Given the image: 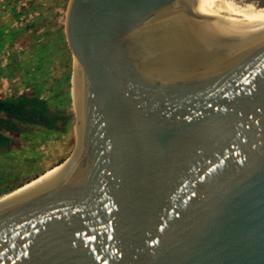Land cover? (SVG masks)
Here are the masks:
<instances>
[{"label": "water", "instance_id": "1", "mask_svg": "<svg viewBox=\"0 0 264 264\" xmlns=\"http://www.w3.org/2000/svg\"><path fill=\"white\" fill-rule=\"evenodd\" d=\"M182 1L69 0L87 124L0 201V264H264V28L126 77L110 61Z\"/></svg>", "mask_w": 264, "mask_h": 264}, {"label": "trees", "instance_id": "2", "mask_svg": "<svg viewBox=\"0 0 264 264\" xmlns=\"http://www.w3.org/2000/svg\"><path fill=\"white\" fill-rule=\"evenodd\" d=\"M44 2L48 10H54L59 6L66 9L69 0ZM33 4L31 1L27 6L32 7ZM27 6L20 8L22 12L27 10ZM31 28L32 24L23 27L26 32ZM15 34L14 30H10L12 37ZM51 35L58 37L46 41L37 49L33 48L29 54L31 57L35 56L37 71L27 70L20 80L22 89L18 90L14 87L15 82H12L9 84V89L0 91V198L46 172V167L49 170L62 163L72 154L75 147L73 143L70 144L71 139H69L74 137L72 131L67 130L73 120L69 114L71 109L69 72L63 74L61 82H57L55 87L46 92V97L42 96L45 91L43 87L45 81H41L47 76V72L45 69L40 71L39 66L43 63L47 65L48 60L42 58L41 54L46 56L52 48L57 51V42H62L63 57H66L71 65L74 62L73 54L67 46L63 25ZM29 74L34 77L28 78ZM37 80L41 83H36ZM76 86L77 90L72 102L77 109H81L83 96L80 79L76 82ZM58 121L65 123L58 127L56 125ZM40 162H45L46 165L41 171H36L35 166Z\"/></svg>", "mask_w": 264, "mask_h": 264}, {"label": "bare ground", "instance_id": "3", "mask_svg": "<svg viewBox=\"0 0 264 264\" xmlns=\"http://www.w3.org/2000/svg\"><path fill=\"white\" fill-rule=\"evenodd\" d=\"M188 8L209 21L194 22L184 17L175 21L170 20ZM261 28H264V6H259L258 0H185L149 20L142 27L145 32L128 44L124 50L123 62L118 63L116 60L115 45L110 46L109 43L108 52L112 66L116 69L119 67L126 77L197 54L249 30ZM76 61L80 67L82 93L87 91L86 76L80 60L76 59ZM82 109L83 119H85L86 111L83 100ZM86 124L87 121L84 120L81 125L82 136L79 143L82 141ZM70 160L59 167L47 170L36 180L6 195L0 201L19 196L40 186L59 172Z\"/></svg>", "mask_w": 264, "mask_h": 264}, {"label": "rangeland", "instance_id": "4", "mask_svg": "<svg viewBox=\"0 0 264 264\" xmlns=\"http://www.w3.org/2000/svg\"><path fill=\"white\" fill-rule=\"evenodd\" d=\"M31 1L34 3L33 6H27ZM44 1L0 0V91L9 89V84L12 82H15L14 87L21 90L22 83H20V80L23 79L27 70L37 71L35 56L31 57L29 55L32 49H37L39 45L45 44L46 41L57 38V35L51 34L56 32L59 26L63 25L65 30L67 8L64 9L59 6L54 10H48ZM258 5L264 6V0H258ZM26 6L27 10L22 12L20 8ZM27 24H32V28L28 32L23 29ZM10 30L16 32L13 37L10 35ZM56 48L57 51L52 48L47 52L46 56L41 54L42 58L48 60L47 65L43 63L39 66L40 71L45 69L47 72V76H44L41 81H45L43 86L45 91L42 96L46 97V92L55 87L57 82H61L63 74L69 72V82H71V85L69 83V88L71 87L73 100L77 90L76 82L80 79V67L75 58L71 65L66 57H63L61 49L64 48V44L62 42H57ZM27 77L32 79L34 76L32 77L29 74ZM37 82H40V80H37ZM70 108L69 114L73 117V120L67 130L72 131L74 137L71 136L72 138H69L71 139L70 144L73 143L75 145L76 142L79 143L82 136L81 125L83 124L84 113L82 108L77 109L74 104L71 107L70 103ZM73 112L77 116L78 122H76ZM64 123L65 121H58L56 125L61 127ZM45 165V162H40L35 166V170L41 171ZM47 170L48 168L46 167Z\"/></svg>", "mask_w": 264, "mask_h": 264}]
</instances>
